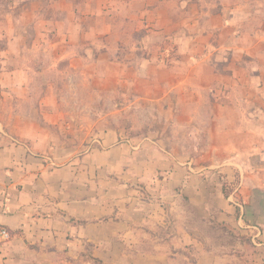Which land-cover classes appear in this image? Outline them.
<instances>
[{
    "label": "crops",
    "instance_id": "crops-1",
    "mask_svg": "<svg viewBox=\"0 0 264 264\" xmlns=\"http://www.w3.org/2000/svg\"><path fill=\"white\" fill-rule=\"evenodd\" d=\"M8 1L0 63L24 66L0 73V229L11 235L0 241V264H184L179 258L190 245L197 264H264V0ZM141 31V49L162 35L175 40L171 65L145 60L142 70L153 72L161 95L186 88L199 109L209 96L213 150L229 155L214 172L181 168V194L166 205V217L157 212L160 220L152 206L148 217L146 210L137 217L135 192L115 205L106 195L99 204L94 186L79 181L95 175L92 153L70 152V163L56 166L63 157L61 90L51 84L39 104L30 99L33 73L63 80L62 64L119 83L127 70L122 39L135 41ZM26 49L37 57H23ZM51 52L54 77L45 69ZM207 174L218 177L212 190ZM190 206L213 226V239L190 229Z\"/></svg>",
    "mask_w": 264,
    "mask_h": 264
},
{
    "label": "rangeland",
    "instance_id": "rangeland-1",
    "mask_svg": "<svg viewBox=\"0 0 264 264\" xmlns=\"http://www.w3.org/2000/svg\"><path fill=\"white\" fill-rule=\"evenodd\" d=\"M11 4L12 1L0 0V19L5 16ZM15 6L18 9L21 4ZM26 21L29 22L30 18L27 17ZM123 28L130 30L127 24ZM128 35L125 36L126 40L122 39L127 48L122 53L127 70L119 83L86 78L84 71H75L68 64H62L63 80L54 81L53 78L39 77L33 73L29 83L30 99L32 105L39 104L45 88L51 84L61 90L58 102L62 125L57 132L63 141V157L55 162L56 166L68 165L70 162L65 154L70 152L78 155L92 153L95 158V175L90 183L84 176L79 181L94 186V196L99 204L103 196L108 195L105 202L115 205L117 201L126 200L134 194L130 192H135L136 195H132L131 199L135 197L142 202L138 206L141 210L137 217L144 219L145 210L148 217L152 206L158 219L157 212L166 217V205L169 206L177 193L181 194V168L206 167L208 172H214L219 164L229 163V155L213 150L209 130L215 115L209 96L202 98L204 105L199 109L198 98L192 101L187 96L186 88L179 87L161 95L150 76H153V72L149 73L148 66L142 70V66L148 65L147 62L144 64L145 60H152L153 66L171 65L177 58L178 46L175 40L162 35L161 39H151L141 49L137 43L147 35L146 31L138 33L135 41ZM6 47L7 40L0 36V53L5 52ZM131 49L134 51L130 52ZM28 53L26 49L21 57L26 58ZM29 54L33 58L37 57L36 51ZM47 54L50 59H47L49 64L45 69L51 68L50 62L53 60V53ZM129 57L136 58L135 65L129 66ZM139 61L143 63L141 69ZM23 66L0 63V73L11 67ZM52 70H47L48 77H54ZM173 169L179 171L171 176ZM225 176L227 174L221 173V178ZM205 179L209 181L207 185L212 190L211 182L218 177L207 174ZM68 180L71 183L73 178ZM227 187L228 181L224 185V194L228 197ZM189 211L187 222L190 229L196 234L198 231L209 234L213 239V226L209 228L202 223V212L193 206H190ZM195 253L197 246L190 245L183 251L179 261L197 264Z\"/></svg>",
    "mask_w": 264,
    "mask_h": 264
},
{
    "label": "built area",
    "instance_id": "built-area-1",
    "mask_svg": "<svg viewBox=\"0 0 264 264\" xmlns=\"http://www.w3.org/2000/svg\"><path fill=\"white\" fill-rule=\"evenodd\" d=\"M11 239V235L5 228L0 229V240L3 242H8Z\"/></svg>",
    "mask_w": 264,
    "mask_h": 264
}]
</instances>
